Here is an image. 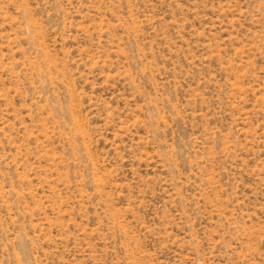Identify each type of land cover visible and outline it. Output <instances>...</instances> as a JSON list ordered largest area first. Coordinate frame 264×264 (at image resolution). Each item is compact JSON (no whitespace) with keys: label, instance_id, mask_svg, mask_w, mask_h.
<instances>
[{"label":"rangeland","instance_id":"rangeland-1","mask_svg":"<svg viewBox=\"0 0 264 264\" xmlns=\"http://www.w3.org/2000/svg\"><path fill=\"white\" fill-rule=\"evenodd\" d=\"M0 264H264V0H0Z\"/></svg>","mask_w":264,"mask_h":264}]
</instances>
